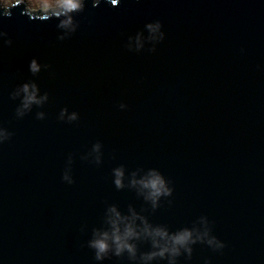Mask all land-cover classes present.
<instances>
[{
	"label": "water",
	"instance_id": "water-1",
	"mask_svg": "<svg viewBox=\"0 0 264 264\" xmlns=\"http://www.w3.org/2000/svg\"><path fill=\"white\" fill-rule=\"evenodd\" d=\"M59 7L0 3V264H264V0Z\"/></svg>",
	"mask_w": 264,
	"mask_h": 264
},
{
	"label": "rangeland",
	"instance_id": "rangeland-1",
	"mask_svg": "<svg viewBox=\"0 0 264 264\" xmlns=\"http://www.w3.org/2000/svg\"><path fill=\"white\" fill-rule=\"evenodd\" d=\"M14 1L18 0H0L4 7H8ZM72 2V0H71ZM69 0H25L26 8L30 11L43 10V12H50L52 9L57 8L65 3H71Z\"/></svg>",
	"mask_w": 264,
	"mask_h": 264
},
{
	"label": "clouds",
	"instance_id": "clouds-1",
	"mask_svg": "<svg viewBox=\"0 0 264 264\" xmlns=\"http://www.w3.org/2000/svg\"><path fill=\"white\" fill-rule=\"evenodd\" d=\"M77 7L78 6L76 4H73L72 5V10L76 9ZM34 64H35V62L33 61L32 62L33 70H34ZM117 183H119V181H117ZM152 187H155L154 183H153ZM92 247L97 250V257H96L97 259H100L101 258L100 254L106 252L107 249H108V245L105 242V240H95L92 243Z\"/></svg>",
	"mask_w": 264,
	"mask_h": 264
},
{
	"label": "trees",
	"instance_id": "trees-1",
	"mask_svg": "<svg viewBox=\"0 0 264 264\" xmlns=\"http://www.w3.org/2000/svg\"><path fill=\"white\" fill-rule=\"evenodd\" d=\"M67 4V3H66ZM65 5V4H64ZM64 5H61V6H64ZM59 8H61V7H57V8H54V9H59ZM54 9H52V10H54Z\"/></svg>",
	"mask_w": 264,
	"mask_h": 264
},
{
	"label": "snow or ice",
	"instance_id": "snow-or-ice-1",
	"mask_svg": "<svg viewBox=\"0 0 264 264\" xmlns=\"http://www.w3.org/2000/svg\"><path fill=\"white\" fill-rule=\"evenodd\" d=\"M69 2H71V0H69Z\"/></svg>",
	"mask_w": 264,
	"mask_h": 264
}]
</instances>
